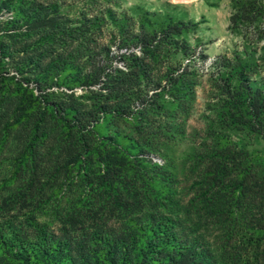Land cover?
Instances as JSON below:
<instances>
[{
	"label": "trees",
	"instance_id": "1",
	"mask_svg": "<svg viewBox=\"0 0 264 264\" xmlns=\"http://www.w3.org/2000/svg\"><path fill=\"white\" fill-rule=\"evenodd\" d=\"M123 4L85 0L70 16L58 1L0 0V125L4 141L25 132L32 172L9 203L42 201L0 217V264H264V223L248 217L264 213L251 156L264 142V0H230L240 44L212 66L202 132L186 127L197 75L177 65L198 24ZM61 183L81 196L54 205L53 228L37 213Z\"/></svg>",
	"mask_w": 264,
	"mask_h": 264
},
{
	"label": "rangeland",
	"instance_id": "2",
	"mask_svg": "<svg viewBox=\"0 0 264 264\" xmlns=\"http://www.w3.org/2000/svg\"><path fill=\"white\" fill-rule=\"evenodd\" d=\"M42 1L44 0H40V2ZM53 1L62 3L64 12L70 16L77 14L79 9L85 4V0ZM134 8L144 10L145 12L150 11L152 16L162 22L167 15H173L183 18L185 22L198 24L196 29L185 35V39L191 48L189 56H178L177 65L181 68L179 72L188 69V72H193L197 75L196 97L193 102L192 114L186 122V127L189 132H193L194 130L202 132L206 127L203 116L206 113L212 66L220 55L231 53L233 48L240 44V39L228 31L231 12L230 0H124L123 10L128 11ZM110 42V35L105 34L102 43L111 44L112 52L117 58L113 60V65H123L120 63L119 55L125 52V50L120 51L119 39L115 42ZM133 49L136 48L131 47V50ZM136 51H139V49ZM158 70L164 71V65L159 67ZM9 84L11 86L14 85L12 81H9ZM77 90L79 91L80 89ZM1 114L2 111H0ZM6 119H9L8 115ZM6 132L5 125H0V217L6 218L10 214L15 213L24 220L29 214V210L42 201L40 198L33 200L29 197L26 201L12 200L9 203L11 196L21 192L19 189H25L28 186L32 172L30 167L20 165L21 140L24 139L25 132L19 128H15V130L10 132L6 141H4ZM257 142L254 141L256 145H254V153L251 155L252 164L260 167V169H264V142L261 140L259 143ZM156 162L162 163L161 160H156ZM72 176L76 183L81 179V176L76 171ZM61 188L63 190L54 197L51 203H48V200L42 203V209L37 213L38 219L41 222H50L53 224V228L59 226V221L56 220L53 212L54 205H62L65 208L69 204V199L73 202L81 196L80 191L70 192L67 189L68 187H65L63 183L59 185V190ZM260 202L261 200L258 199L256 206ZM244 214L243 212L242 215ZM248 217L260 219L264 223V213L261 214L255 206L248 212ZM207 230H204L206 242L208 244H215L217 248H222L225 240L222 230L220 231L214 227H209Z\"/></svg>",
	"mask_w": 264,
	"mask_h": 264
}]
</instances>
